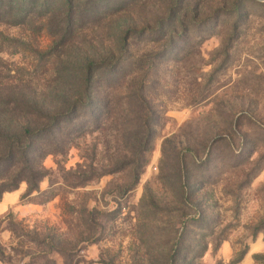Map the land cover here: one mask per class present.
Segmentation results:
<instances>
[{"label": "rangeland", "instance_id": "rangeland-1", "mask_svg": "<svg viewBox=\"0 0 264 264\" xmlns=\"http://www.w3.org/2000/svg\"><path fill=\"white\" fill-rule=\"evenodd\" d=\"M172 1L0 0V129L48 120L39 190L0 199V264H169L176 247L177 264H264V3ZM109 56L115 80L102 68L58 132Z\"/></svg>", "mask_w": 264, "mask_h": 264}, {"label": "trees", "instance_id": "trees-1", "mask_svg": "<svg viewBox=\"0 0 264 264\" xmlns=\"http://www.w3.org/2000/svg\"><path fill=\"white\" fill-rule=\"evenodd\" d=\"M176 3L177 0L172 1L171 5L169 6L168 13H175L176 11H178V8L175 9ZM185 8L188 7L184 6V9ZM179 9H182V7L180 6ZM177 21L178 15L175 14L173 16L172 23H177ZM164 23L166 22L162 20L159 25L164 27ZM108 54H111V52ZM120 64L121 61L114 59L112 56L104 57L100 62L90 63L87 68L83 72H81V74L78 76V91L74 98V102L68 104L66 103V105L63 106V110L58 112V132L64 131V127L60 125L64 123L66 117H69V120L72 123L74 120L79 118L80 112L84 110L85 107L83 105L90 102H97L95 87V84L97 82V73L102 68H110V70H112L113 72L110 73L108 78L112 79L110 81L113 82V80H115L114 70L118 68ZM142 88L143 84L140 81L138 82L134 91L136 100L139 102V105L144 109V111L148 113V115H150L151 107L143 95ZM144 122L145 119L143 120V123ZM47 123L48 120L37 122L34 124L33 122L27 124H19L16 132H10L9 130L0 129V144L2 145L0 153L4 155V158L0 160V181L6 179V182L0 183V199L2 198L4 192L17 189L19 183L22 181H26L28 184V189L25 194H30L34 191L39 190V182L44 177V170L35 166V143L42 135V132L48 129ZM4 162L7 163L6 167L1 170ZM122 162L123 163L122 165H120V167H131L133 180L136 181L141 165L138 155L133 159H127ZM198 219L199 216L197 212H190L187 214L188 221L196 222ZM176 249L177 247L175 248L174 253L170 258L169 264H177L178 250Z\"/></svg>", "mask_w": 264, "mask_h": 264}, {"label": "water", "instance_id": "water-1", "mask_svg": "<svg viewBox=\"0 0 264 264\" xmlns=\"http://www.w3.org/2000/svg\"><path fill=\"white\" fill-rule=\"evenodd\" d=\"M257 1H259V2H263V3H264V0H257Z\"/></svg>", "mask_w": 264, "mask_h": 264}]
</instances>
